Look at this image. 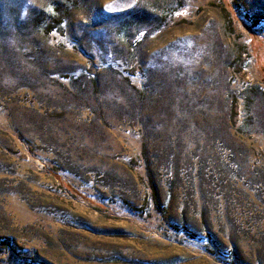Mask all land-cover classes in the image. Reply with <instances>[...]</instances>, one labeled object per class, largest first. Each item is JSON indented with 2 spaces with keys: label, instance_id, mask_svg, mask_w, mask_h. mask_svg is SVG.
I'll use <instances>...</instances> for the list:
<instances>
[{
  "label": "rangeland",
  "instance_id": "obj_1",
  "mask_svg": "<svg viewBox=\"0 0 264 264\" xmlns=\"http://www.w3.org/2000/svg\"><path fill=\"white\" fill-rule=\"evenodd\" d=\"M0 264H264V0H0Z\"/></svg>",
  "mask_w": 264,
  "mask_h": 264
}]
</instances>
